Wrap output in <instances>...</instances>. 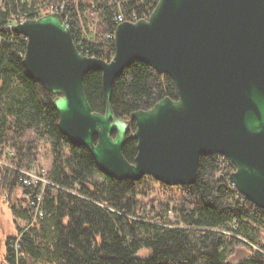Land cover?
Masks as SVG:
<instances>
[{
    "label": "trees",
    "instance_id": "16d2710c",
    "mask_svg": "<svg viewBox=\"0 0 264 264\" xmlns=\"http://www.w3.org/2000/svg\"><path fill=\"white\" fill-rule=\"evenodd\" d=\"M55 1L60 0H1L0 147L14 154L0 164V199L6 193L4 201L26 226H17L7 237L0 264H264V210L229 186L234 170L229 161L217 154L200 156L193 184L169 186L150 176L118 180L98 169L85 146L60 132L52 105L55 95L27 75L22 63L26 38L9 25ZM64 1L73 24L77 13L84 25V18H97L102 37L83 40L82 51L105 60L114 48L113 40L103 34L115 30L116 13L141 17L157 2ZM83 85L91 109L104 112L101 71L85 74ZM164 96L177 97L172 78L135 61L114 80L110 103L118 118L127 119L132 111L148 109ZM134 127L131 121L130 130ZM122 152L133 161L136 140L128 138ZM35 154L49 159V183L43 188L24 186L19 179L21 169L41 167ZM154 183L160 186L157 192L174 202L165 204L163 211L147 205ZM42 190V215L32 219L33 207H23L28 194L33 197ZM238 249L243 255L234 261L231 256Z\"/></svg>",
    "mask_w": 264,
    "mask_h": 264
},
{
    "label": "water",
    "instance_id": "95a60500",
    "mask_svg": "<svg viewBox=\"0 0 264 264\" xmlns=\"http://www.w3.org/2000/svg\"><path fill=\"white\" fill-rule=\"evenodd\" d=\"M13 30L26 38L27 75L55 95L60 132L85 146L104 174L193 184L200 156L217 154L233 164L236 189L264 210V0H157L147 18L116 25L110 60L82 53L59 12ZM135 61L169 75L177 97L118 118L112 84ZM95 69L104 112L91 109L84 90ZM128 138L136 140L133 161L122 152Z\"/></svg>",
    "mask_w": 264,
    "mask_h": 264
},
{
    "label": "built area",
    "instance_id": "2783aa9c",
    "mask_svg": "<svg viewBox=\"0 0 264 264\" xmlns=\"http://www.w3.org/2000/svg\"><path fill=\"white\" fill-rule=\"evenodd\" d=\"M29 4L33 1V0H26ZM0 6H1V0H0ZM153 8H151L146 14H144L143 16H138L135 13H132L128 18L124 17V14L121 11H118L115 15L114 18V22L115 24H118L121 21L124 20H129V21H135L139 18H147L148 15L150 14V12L152 11ZM48 12H59L63 18V21L65 22V24L70 28L73 29L72 31V36H73V40L75 45L77 46V48L83 53L82 50H84L82 48V42L83 40H90V41H95L98 40L101 35V33L98 31V26H97V18L94 17H86L84 19H86V25L83 24V20L81 14L79 15V13H77V16L79 17L78 21L75 23L77 25V27L75 26V24H73V17L70 15L69 11H67V6L64 0H60V1H55L50 3L48 6L39 9L35 12L34 16L32 18L38 17L41 14L44 13H48ZM24 19H26V17L23 16H19L17 18H15L13 21L10 22V26H13L14 24L18 23V22H22ZM76 28H75V27ZM78 30V32H77ZM103 37L106 39H111L113 40L114 37V30H110L109 32H106L105 34H103ZM85 54V53H84ZM13 151L8 148L5 147L3 148L2 146L0 147V164H7L8 163V158H10L11 156H13ZM221 156V155H219ZM223 158L224 161H229L227 158L221 156ZM230 162V161H229ZM231 163V162H230ZM21 175H20V182L22 183V185L24 186H35L37 184H40L41 187L43 188L44 185H46L47 183H49V180L46 177V168L41 166V167H36V166H32L31 168H29L28 170H23L21 169ZM228 184L230 187L236 189L235 183L231 180V178L228 180ZM237 190V189H236ZM42 191L36 193L33 197L28 194V199L29 202L24 206L25 209H29V207H33L32 211V219H35L36 217H39L42 215V212L40 210V201L42 199ZM237 192L239 193V195H241L244 199H246L238 190ZM6 195V193H5ZM264 243V240H263ZM15 247H18V244L15 243Z\"/></svg>",
    "mask_w": 264,
    "mask_h": 264
},
{
    "label": "rangeland",
    "instance_id": "374dc122",
    "mask_svg": "<svg viewBox=\"0 0 264 264\" xmlns=\"http://www.w3.org/2000/svg\"><path fill=\"white\" fill-rule=\"evenodd\" d=\"M90 17L96 18L92 15H90ZM43 155L44 154H36V162L43 167H47L49 159L47 158V156ZM153 185L155 189L152 192L151 197L147 200L148 207L152 206L155 210L163 211L166 207L165 204H174L173 200L166 199L164 193L157 192V189L160 187L158 184L154 183ZM5 199L6 195L4 193V195L0 199V253L4 252L5 240L7 239V237L16 233L17 226L22 228L26 226V220L22 218V216H18L19 213L11 211L8 203L4 201ZM17 208H19L18 205ZM167 213L173 219V212L169 210ZM144 253H146L145 250L142 251V254ZM242 255L243 250L238 249V251H236V253L231 257L232 260L237 261V259H240Z\"/></svg>",
    "mask_w": 264,
    "mask_h": 264
},
{
    "label": "flooded vegetation",
    "instance_id": "af4514ba",
    "mask_svg": "<svg viewBox=\"0 0 264 264\" xmlns=\"http://www.w3.org/2000/svg\"><path fill=\"white\" fill-rule=\"evenodd\" d=\"M87 55H88V54H87ZM111 58H112V57H111ZM111 58H110V59H111ZM110 59H109V60H110ZM133 122H134V121H133ZM130 123H131V122H130ZM130 131H132V130H130Z\"/></svg>",
    "mask_w": 264,
    "mask_h": 264
}]
</instances>
